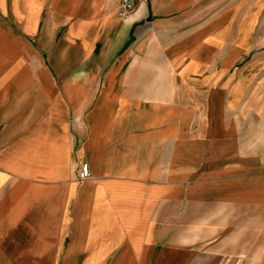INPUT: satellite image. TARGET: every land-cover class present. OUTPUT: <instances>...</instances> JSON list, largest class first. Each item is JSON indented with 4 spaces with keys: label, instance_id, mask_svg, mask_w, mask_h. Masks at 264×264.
Listing matches in <instances>:
<instances>
[{
    "label": "crops",
    "instance_id": "crops-1",
    "mask_svg": "<svg viewBox=\"0 0 264 264\" xmlns=\"http://www.w3.org/2000/svg\"><path fill=\"white\" fill-rule=\"evenodd\" d=\"M193 2L0 0V264H264V54Z\"/></svg>",
    "mask_w": 264,
    "mask_h": 264
},
{
    "label": "rangeland",
    "instance_id": "rangeland-1",
    "mask_svg": "<svg viewBox=\"0 0 264 264\" xmlns=\"http://www.w3.org/2000/svg\"><path fill=\"white\" fill-rule=\"evenodd\" d=\"M209 2L215 1V0H208ZM225 2V4H231L229 6H232V0H222ZM239 1L236 2L239 4L240 9H241V23H242V28L244 26H248V23H254L255 24V30L253 33V36L256 37L257 41V54H264V0H235ZM200 0H194L195 5H199ZM249 11L251 13H255V15L251 14L249 15ZM44 56L47 57L46 52H44ZM54 80L58 81V79L54 78ZM67 82V80H66ZM69 130L71 133L75 132L74 129H77V116L73 112L70 113V118H69ZM84 136V135H83Z\"/></svg>",
    "mask_w": 264,
    "mask_h": 264
},
{
    "label": "built area",
    "instance_id": "built-area-1",
    "mask_svg": "<svg viewBox=\"0 0 264 264\" xmlns=\"http://www.w3.org/2000/svg\"><path fill=\"white\" fill-rule=\"evenodd\" d=\"M140 2L141 0H119L117 9L118 16L121 19L127 18L132 12H134ZM89 176V167L86 162H81L79 165H77V177L79 179H85Z\"/></svg>",
    "mask_w": 264,
    "mask_h": 264
}]
</instances>
